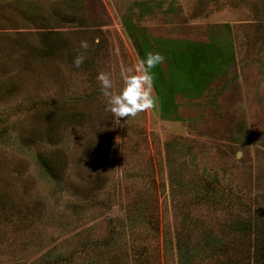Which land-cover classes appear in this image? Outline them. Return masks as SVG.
I'll use <instances>...</instances> for the list:
<instances>
[{
    "label": "rangeland",
    "instance_id": "obj_1",
    "mask_svg": "<svg viewBox=\"0 0 264 264\" xmlns=\"http://www.w3.org/2000/svg\"><path fill=\"white\" fill-rule=\"evenodd\" d=\"M0 264H264V0H0Z\"/></svg>",
    "mask_w": 264,
    "mask_h": 264
}]
</instances>
